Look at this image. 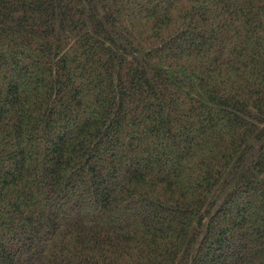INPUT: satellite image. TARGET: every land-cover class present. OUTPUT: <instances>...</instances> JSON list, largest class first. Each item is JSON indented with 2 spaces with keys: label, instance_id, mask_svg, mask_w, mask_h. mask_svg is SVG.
<instances>
[{
  "label": "trees",
  "instance_id": "1",
  "mask_svg": "<svg viewBox=\"0 0 264 264\" xmlns=\"http://www.w3.org/2000/svg\"><path fill=\"white\" fill-rule=\"evenodd\" d=\"M0 264H264V0H0Z\"/></svg>",
  "mask_w": 264,
  "mask_h": 264
}]
</instances>
